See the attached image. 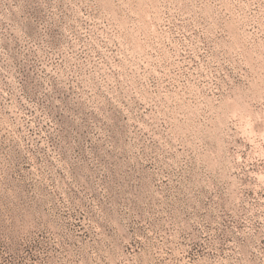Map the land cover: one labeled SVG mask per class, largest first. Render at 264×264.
I'll list each match as a JSON object with an SVG mask.
<instances>
[{
  "label": "rangeland",
  "instance_id": "1",
  "mask_svg": "<svg viewBox=\"0 0 264 264\" xmlns=\"http://www.w3.org/2000/svg\"><path fill=\"white\" fill-rule=\"evenodd\" d=\"M0 264H264V0H0Z\"/></svg>",
  "mask_w": 264,
  "mask_h": 264
}]
</instances>
